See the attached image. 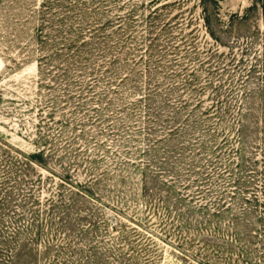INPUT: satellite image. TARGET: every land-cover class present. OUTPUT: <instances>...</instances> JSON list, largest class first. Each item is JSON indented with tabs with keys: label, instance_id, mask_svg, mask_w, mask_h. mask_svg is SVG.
Masks as SVG:
<instances>
[{
	"label": "rangeland",
	"instance_id": "374dc122",
	"mask_svg": "<svg viewBox=\"0 0 264 264\" xmlns=\"http://www.w3.org/2000/svg\"><path fill=\"white\" fill-rule=\"evenodd\" d=\"M0 264H264V0H0Z\"/></svg>",
	"mask_w": 264,
	"mask_h": 264
}]
</instances>
